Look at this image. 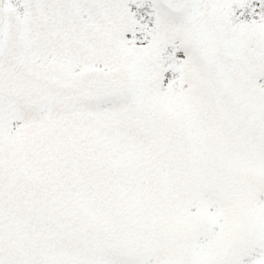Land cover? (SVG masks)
<instances>
[{"label": "snow or ice", "instance_id": "1", "mask_svg": "<svg viewBox=\"0 0 264 264\" xmlns=\"http://www.w3.org/2000/svg\"><path fill=\"white\" fill-rule=\"evenodd\" d=\"M0 264H264V0H0Z\"/></svg>", "mask_w": 264, "mask_h": 264}]
</instances>
